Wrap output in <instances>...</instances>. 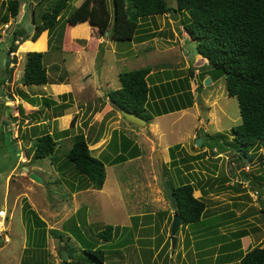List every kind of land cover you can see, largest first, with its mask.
<instances>
[{
  "label": "rangeland",
  "instance_id": "obj_1",
  "mask_svg": "<svg viewBox=\"0 0 264 264\" xmlns=\"http://www.w3.org/2000/svg\"><path fill=\"white\" fill-rule=\"evenodd\" d=\"M19 1L18 17L5 25L1 17L7 0H0V58L7 53L12 31L16 27L28 29L32 12L40 22L55 2L44 0L35 14L41 0ZM166 1L175 12L142 21L133 41L115 42L110 36L114 15L110 0L109 32L100 35L86 22L89 29L84 27L82 37L77 36L80 31H72L69 44L65 18L83 2L72 0L58 24V31L64 32L61 43L57 34L52 48L48 45L45 51L50 78L47 86H24L22 82L26 54L45 49L42 36L34 43L26 41L25 52L19 55L17 43L18 50L9 59L14 63L13 72L17 69L18 73H12L11 79L3 77L0 64V205L9 213L5 237L10 239L0 241V264H42L40 259L43 264H60L61 249L67 250V244L75 249L74 258L81 263L86 262L85 248L104 246L108 251L106 264H201L207 257L214 260L221 242H231L243 230L256 237H251L254 243L250 249L264 247V143L250 151L249 163L238 156L232 133L241 123L237 99L228 95L224 77L217 79L211 74L212 67L186 35L184 24L190 21L189 13L178 10L177 0ZM147 67L152 69L148 82L157 90L169 83L174 91L187 87L188 82L194 89L195 104L172 117H157L150 108L154 118L146 127L129 123L108 95L120 88L121 73ZM204 75L214 82L206 86ZM46 99L52 101L51 106ZM46 132L56 139V152L44 159L34 158L35 138ZM80 134L93 156L106 165L102 190L94 189L67 159L74 137ZM125 139L139 146V156L113 164ZM197 139L203 141V149L197 146ZM177 145L183 148L177 153L175 166L170 148ZM212 146L218 147L212 150ZM157 152L163 156L166 175ZM31 173L38 174L43 183L32 180ZM168 181L175 186L194 183V196L205 201L206 214L219 216L224 222L220 237L197 238L195 228L184 226L173 247L175 210L164 187ZM29 209L45 222L47 235L45 230L40 232L44 239L38 240ZM107 225L120 228L118 239L104 242L97 238ZM127 227L133 229V237L128 229L125 233ZM52 229L65 235L62 241L49 234ZM32 244L34 252H28Z\"/></svg>",
  "mask_w": 264,
  "mask_h": 264
},
{
  "label": "trees",
  "instance_id": "obj_2",
  "mask_svg": "<svg viewBox=\"0 0 264 264\" xmlns=\"http://www.w3.org/2000/svg\"><path fill=\"white\" fill-rule=\"evenodd\" d=\"M109 1L83 0L79 7L74 8L65 18L66 25L69 27L66 41L68 39L70 44L73 28L86 22H89L90 26L95 28L100 35L108 33L112 17ZM43 2L44 0H41L37 3L35 14L36 8L40 7ZM71 2L72 0H55L50 8L41 15L40 22L35 16V30L32 35L28 34L27 29L18 27L12 31L8 37L9 48L5 56L7 71L10 66V54L18 50L17 42L20 45L29 40L37 42L47 31L50 49L57 34L60 36L61 43L64 32L58 31V24L62 20L63 12ZM111 3L114 15L110 36L115 42L133 41L140 31L142 21L175 12V9L169 7L166 0H111ZM177 6L179 11H187L190 15V21L184 24V29L186 35L197 44L198 54L212 67L211 74L216 75L217 79L225 78L228 95L237 99L241 123L232 128V133L234 141L238 145V156L245 158L249 163L250 151L258 144L264 143V0H177ZM20 9L21 2L19 0H7L6 12L1 17L3 24L7 25L12 19L17 18ZM21 38L24 40L21 41ZM47 54V52H28L26 54L22 79L24 86H47L50 83L48 67L45 64ZM190 72L193 74L192 71ZM9 73L7 78L11 79L13 70ZM151 74L150 67L121 73L119 75L121 86L109 93L110 101L119 111L134 113L144 118L148 124L154 118L149 111L150 108L158 117L191 108L195 104L188 82L187 87L182 84L183 87L174 91L169 87V83L162 85L161 89L157 90L148 82ZM205 78V75L202 76V81ZM212 81L214 82L213 79ZM196 82L198 86H201L199 81L196 80ZM1 84L2 82H0ZM155 93L158 94V97L155 96ZM24 96L27 97L26 94ZM45 102L48 106L52 104L49 99H46ZM215 147L212 146L211 149ZM56 148L57 141L53 134L46 132L36 136L34 158L50 157L56 152ZM182 148L181 145L170 148L171 162L175 166L178 165L179 155L177 153ZM203 148L204 144H202ZM139 152L140 148L137 144L125 139L122 142V153L112 163L117 164L134 159L139 156ZM67 159L80 175L87 178L94 189H103L107 178L106 165L100 158L93 156L83 134L74 137L73 146L67 153ZM164 169L166 175L165 165ZM168 183L174 195L175 203L172 204L175 214L181 216L182 227L196 228L205 217L207 205L201 198L194 196L196 190L194 183L187 182L180 186H175L170 181ZM28 214L29 217L34 218L33 225L40 236L38 240L44 239L41 233H44L45 230L46 236L48 230L45 222L32 209H29ZM118 229L120 228L107 225L105 229L97 233V238L100 241L112 242L118 239L116 238ZM127 229L128 227L125 228V233ZM128 232L130 236L134 231L128 229ZM49 234L61 241L65 236L61 231L54 229L49 230ZM210 235L209 229L205 228L198 231L197 238H207ZM119 238L121 241V236ZM34 246L35 244H32L27 249L28 252H34ZM65 246L70 260L60 264L107 263L108 251L104 246L85 248L83 250L85 263L77 262L74 258L75 249L69 248L68 244ZM40 261L43 264L42 259ZM236 261L239 264H264V247H254L246 254H240Z\"/></svg>",
  "mask_w": 264,
  "mask_h": 264
},
{
  "label": "crops",
  "instance_id": "obj_3",
  "mask_svg": "<svg viewBox=\"0 0 264 264\" xmlns=\"http://www.w3.org/2000/svg\"><path fill=\"white\" fill-rule=\"evenodd\" d=\"M84 27H87L89 29V24H86V23L79 24L73 29V31H77V30L80 31L77 36L78 37H82L83 35H80V34L84 31ZM91 29H94V28H91ZM43 38L46 41L45 49L38 50L39 52L47 51L48 39H49V35H48L47 31H45L43 33ZM29 42L34 43L33 41H30V40H29ZM25 43L20 45V48H19L18 53H17L18 55L20 53H24L25 52V51L22 52V48L24 47ZM27 51H31V50H27ZM38 51L36 50V52H38ZM5 56H6V54H5ZM5 56L0 58V64H2V67H4V68H2L3 77L7 78V76H9V74H10L9 71L14 69L11 66V64H14V63H11V59H9L10 66L8 68L9 70L7 71V69L5 68V64H3V60L6 61ZM46 58H48V57L46 56ZM20 65L21 64H18V66H20ZM16 73H18L17 69L13 72V75H16ZM23 75H24V71H23ZM190 90H191V92L194 91L193 88L191 89V86H190ZM155 96L158 97V94L155 93ZM28 103H29V105L33 106V104H31L30 102H28ZM183 111H185V110L171 112V113L165 114V116L172 117L173 115H175V114H177L179 112H183ZM162 116H158V117H162ZM155 127H156V124H155ZM168 149L165 148V150H167V151H168ZM237 173H239V172H237ZM247 180H249V179H247ZM200 191L202 193H204V194H206V192H207L203 188ZM205 215H206V217L203 218V221L200 224H198L197 227L195 228L194 232L197 233L195 236L198 237V231L203 230V229L206 228V229H209V232H211L210 236L217 235L218 237H220V233L222 232V229H223L222 225L224 224V222H221V219H219V216H211L210 217L209 213L205 214ZM138 227H139L138 229L142 228L141 226H138ZM181 228H182V226H181ZM243 233H246V232H244V230H243L240 235L239 234H235L234 237H233V240L231 242H223L222 241L221 242L222 246L220 247L219 254H216L217 256L215 257V259L212 260L211 257H207L206 259L202 260L201 264H238V262L236 261L237 257L240 254H242L243 252H244V254H246L250 250V247H252V244L254 243L252 241V239H251L252 236H250V233H246V234H243ZM252 238L256 239V237H252ZM203 239H205V238H203ZM246 241H248V242H246ZM255 243H256V241H255ZM246 244H247V246H246ZM204 254L206 255L207 251H205ZM173 262H174V259L172 260V263Z\"/></svg>",
  "mask_w": 264,
  "mask_h": 264
},
{
  "label": "water",
  "instance_id": "obj_4",
  "mask_svg": "<svg viewBox=\"0 0 264 264\" xmlns=\"http://www.w3.org/2000/svg\"><path fill=\"white\" fill-rule=\"evenodd\" d=\"M32 24L30 26H28V29H27V32L28 34H30L33 30H34V25H35V16H34V13L32 12ZM4 64H6V61H4ZM212 83V80L211 78H206L205 79V85L206 86H209L210 84ZM122 113V116L131 124L133 125H136V126H139V127H146L147 126V121L134 114V113H130V112H127V111H121ZM203 144V141L201 139H197V146L198 147H201ZM156 158L159 160V163H160V166H161V169H164V161H163V156L160 152H157L156 154ZM25 171L29 172V170L27 168H24ZM30 178L34 181H36L37 183L39 184H42L43 183V179L36 173H31L30 174ZM164 187L167 191V195H168V198L170 199V201L172 203H175V200H174V195H173V191H172V188L170 187L169 183L168 182H165L164 184ZM182 226V219H181V216L179 214H175L174 215V218H173V222H172V227H171V238H172V242H173V247L175 246V243H176V234L178 233V231L180 230ZM60 257H61V261H69L70 260V256H69V253L67 252V250H65L64 248L61 249V252H60Z\"/></svg>",
  "mask_w": 264,
  "mask_h": 264
},
{
  "label": "built area",
  "instance_id": "obj_5",
  "mask_svg": "<svg viewBox=\"0 0 264 264\" xmlns=\"http://www.w3.org/2000/svg\"><path fill=\"white\" fill-rule=\"evenodd\" d=\"M18 43V42H17ZM11 55H15L14 53H11ZM9 219V213L6 207H3L0 205V239L3 241L8 242L9 238L6 236L5 237V232H6V220Z\"/></svg>",
  "mask_w": 264,
  "mask_h": 264
},
{
  "label": "clouds",
  "instance_id": "obj_6",
  "mask_svg": "<svg viewBox=\"0 0 264 264\" xmlns=\"http://www.w3.org/2000/svg\"><path fill=\"white\" fill-rule=\"evenodd\" d=\"M19 43V42H18ZM17 44V43H16ZM12 63V62H11ZM6 233V232H5ZM0 241H2V242H4L2 239H0ZM9 241H10V239H9Z\"/></svg>",
  "mask_w": 264,
  "mask_h": 264
}]
</instances>
